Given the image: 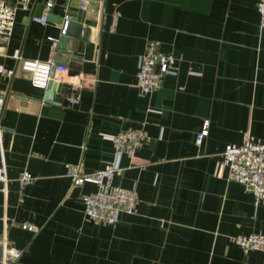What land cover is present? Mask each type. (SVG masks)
Listing matches in <instances>:
<instances>
[{"label": "crops", "instance_id": "1", "mask_svg": "<svg viewBox=\"0 0 264 264\" xmlns=\"http://www.w3.org/2000/svg\"><path fill=\"white\" fill-rule=\"evenodd\" d=\"M45 1L27 0L9 39L0 37V165L7 177L0 240L22 251L14 264H264V253L245 254L230 241L264 235V198L228 181L220 166L226 146L264 143L256 0H88L90 31L80 42L77 75L57 48L60 18L85 0H55L48 13ZM44 13L45 23L32 19ZM148 41L174 56L175 73L142 98L137 62ZM51 51L68 68L54 80L69 87L47 101V88L33 87L20 61H44ZM73 92L79 103L70 108ZM129 129H142L148 140L121 159L114 184L136 189V211L121 214L114 227L95 225L82 203L95 186L73 187L66 168L86 175L102 169L113 159L114 135ZM24 173L33 177L28 185L20 182Z\"/></svg>", "mask_w": 264, "mask_h": 264}, {"label": "built area", "instance_id": "2", "mask_svg": "<svg viewBox=\"0 0 264 264\" xmlns=\"http://www.w3.org/2000/svg\"><path fill=\"white\" fill-rule=\"evenodd\" d=\"M55 0H46L44 12L48 13ZM88 0L80 3V8L86 7ZM255 7L260 17V26L264 29V0H256ZM28 8L27 0H16L14 3H7L0 0V37L8 40L11 36L15 15L18 10ZM32 16L36 22L45 23L47 16ZM70 20L69 13H66L60 24L59 34L64 35ZM54 42L55 38H51ZM175 58L171 53L159 49L155 41H148L144 52L139 56L137 62L135 86L140 97L145 98L153 91L160 88L164 76L174 74ZM20 67L30 73V83L33 87L46 89L48 83L54 80V72L68 71L65 66L55 62V52L51 51L44 61L23 59ZM5 69L0 64V74ZM70 108L79 103V94L73 92L67 97ZM4 106V97L0 94V119ZM2 127L0 124V133ZM207 135L206 125L196 135L195 142L199 145ZM147 136L142 129H129L120 131L112 138L113 159L102 169L91 174H82L78 167H67L66 176L72 180V186L77 187L85 183L95 186V191L82 198L83 213L95 225L114 227L118 224L121 214L133 215L138 205V194L136 189H124L114 184L117 177L122 174L121 159L126 156L133 158L136 152L147 142ZM220 166L227 170V180L235 182L250 193L256 200L264 198V143L253 141L247 138L239 146L228 145L221 153ZM33 177L24 173L20 182L28 185ZM0 183L3 191L7 184L6 170L3 164L0 165ZM22 229L33 232L32 225H22ZM230 241L237 245L243 253L257 251L264 253V235L253 233L250 235H237ZM22 255V251L9 245L6 238L0 240L1 264H14Z\"/></svg>", "mask_w": 264, "mask_h": 264}, {"label": "water", "instance_id": "3", "mask_svg": "<svg viewBox=\"0 0 264 264\" xmlns=\"http://www.w3.org/2000/svg\"><path fill=\"white\" fill-rule=\"evenodd\" d=\"M71 11H74L75 13H69L70 20L66 33L59 37L57 48L64 50L69 57V61L67 62L66 66L69 68L70 74L77 75L79 73V64L77 61L79 56L77 54L80 50V42L87 39L90 28L85 24L87 17V12L85 9L71 8ZM60 19V23H62L63 18ZM67 87L69 86L65 83L51 80L47 86L45 100L53 101L55 92L60 94V92H63Z\"/></svg>", "mask_w": 264, "mask_h": 264}]
</instances>
